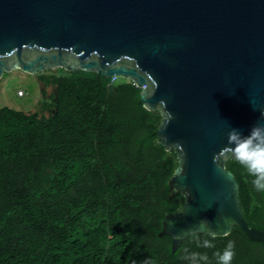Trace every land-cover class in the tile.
<instances>
[{
    "label": "water",
    "instance_id": "water-1",
    "mask_svg": "<svg viewBox=\"0 0 264 264\" xmlns=\"http://www.w3.org/2000/svg\"><path fill=\"white\" fill-rule=\"evenodd\" d=\"M55 68L127 79L161 115L155 134L177 160L168 195L183 197L158 232L173 252L234 226L264 245L225 167L229 133L264 124V0H0V79Z\"/></svg>",
    "mask_w": 264,
    "mask_h": 264
},
{
    "label": "trees",
    "instance_id": "trees-1",
    "mask_svg": "<svg viewBox=\"0 0 264 264\" xmlns=\"http://www.w3.org/2000/svg\"><path fill=\"white\" fill-rule=\"evenodd\" d=\"M38 77L55 87L47 115L0 106V264H194L192 254L218 264L229 241L231 264H264V245L235 226L192 234L174 252L158 235L183 197L168 195L176 156L158 142L161 115L143 107L139 87L94 71ZM225 167L246 222L264 231V192L235 158Z\"/></svg>",
    "mask_w": 264,
    "mask_h": 264
},
{
    "label": "clouds",
    "instance_id": "clouds-1",
    "mask_svg": "<svg viewBox=\"0 0 264 264\" xmlns=\"http://www.w3.org/2000/svg\"><path fill=\"white\" fill-rule=\"evenodd\" d=\"M161 104L165 101L161 100ZM264 115V111L261 113ZM168 120L172 119V113L166 114ZM229 143L226 147L229 148L230 154L235 157V160L242 165L248 175L252 177V186L260 192H264V124H256L250 130L247 136H242L235 129L229 133ZM205 248L214 247L211 240L205 239L202 242ZM234 242L229 241L225 249L215 253L218 264H231L234 255ZM194 264L206 262L208 257L206 254H192Z\"/></svg>",
    "mask_w": 264,
    "mask_h": 264
},
{
    "label": "rangeland",
    "instance_id": "rangeland-1",
    "mask_svg": "<svg viewBox=\"0 0 264 264\" xmlns=\"http://www.w3.org/2000/svg\"><path fill=\"white\" fill-rule=\"evenodd\" d=\"M124 79L116 78L115 82ZM55 87L44 85L38 74H27L14 70L3 74L0 79V106L21 110L24 113L47 115L51 110Z\"/></svg>",
    "mask_w": 264,
    "mask_h": 264
}]
</instances>
